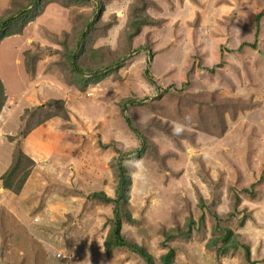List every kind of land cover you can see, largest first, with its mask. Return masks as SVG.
Wrapping results in <instances>:
<instances>
[{"label":"rangeland","instance_id":"374dc122","mask_svg":"<svg viewBox=\"0 0 264 264\" xmlns=\"http://www.w3.org/2000/svg\"><path fill=\"white\" fill-rule=\"evenodd\" d=\"M1 25L0 177L31 163L0 264H264V0H0Z\"/></svg>","mask_w":264,"mask_h":264},{"label":"trees","instance_id":"16d2710c","mask_svg":"<svg viewBox=\"0 0 264 264\" xmlns=\"http://www.w3.org/2000/svg\"><path fill=\"white\" fill-rule=\"evenodd\" d=\"M2 27V25H1ZM4 27V25H3ZM2 27V29L0 30V37L1 35H3L4 33V28ZM6 100V96L4 95V91L2 89L1 83H0V109L3 106L4 102ZM25 159L27 160L29 163H31V160L26 157L25 155L20 154V157L16 158L14 156L13 158V163L10 165L9 170L6 172V175H3L0 177L1 181H2V186L8 190H12L14 192H18L22 182L24 181V177L25 174L22 175L19 179L16 180V183H13L12 180L14 179L15 175L19 174V166H21L22 160ZM23 165V163H22ZM118 183H117V189H116V194L119 195V193H126L127 192V177L125 175L124 172H121V170L118 169ZM124 196V195H123ZM230 236V231L229 233H225L223 235L224 241L226 244H230V246H233L232 243H227L229 241H227L229 239ZM114 242L117 245H122L124 242L121 241L120 237H119V232L117 231V229L115 230V239ZM132 249L133 252H135L139 257H141L145 263L147 264H153L150 257L146 254L145 250L140 249L138 247H130ZM246 250L248 251V249L246 248ZM170 260V253H166L163 258H162V264H169Z\"/></svg>","mask_w":264,"mask_h":264},{"label":"clouds","instance_id":"9594fccd","mask_svg":"<svg viewBox=\"0 0 264 264\" xmlns=\"http://www.w3.org/2000/svg\"><path fill=\"white\" fill-rule=\"evenodd\" d=\"M174 130L177 131V132H179L182 129L180 127L175 126V124H174ZM256 235H257L256 242L259 243V239L260 238H264V229H257L256 230Z\"/></svg>","mask_w":264,"mask_h":264}]
</instances>
